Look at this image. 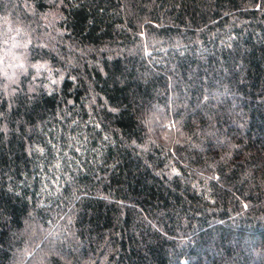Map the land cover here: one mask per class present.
Returning a JSON list of instances; mask_svg holds the SVG:
<instances>
[{
  "label": "trees",
  "instance_id": "16d2710c",
  "mask_svg": "<svg viewBox=\"0 0 264 264\" xmlns=\"http://www.w3.org/2000/svg\"><path fill=\"white\" fill-rule=\"evenodd\" d=\"M0 264H264V0H0Z\"/></svg>",
  "mask_w": 264,
  "mask_h": 264
}]
</instances>
